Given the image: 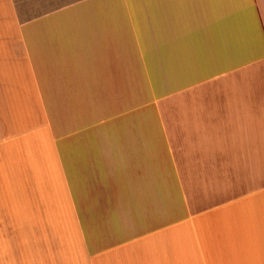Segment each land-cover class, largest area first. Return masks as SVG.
I'll return each mask as SVG.
<instances>
[{"label": "crops", "instance_id": "obj_1", "mask_svg": "<svg viewBox=\"0 0 264 264\" xmlns=\"http://www.w3.org/2000/svg\"><path fill=\"white\" fill-rule=\"evenodd\" d=\"M0 264H264V0H0Z\"/></svg>", "mask_w": 264, "mask_h": 264}]
</instances>
